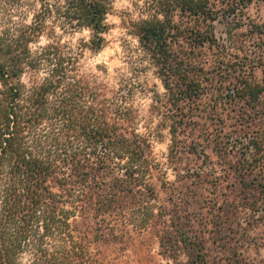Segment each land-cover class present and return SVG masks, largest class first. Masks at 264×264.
I'll return each instance as SVG.
<instances>
[{
  "label": "trees",
  "instance_id": "16d2710c",
  "mask_svg": "<svg viewBox=\"0 0 264 264\" xmlns=\"http://www.w3.org/2000/svg\"><path fill=\"white\" fill-rule=\"evenodd\" d=\"M252 2L147 0L132 22L165 89L153 100L171 152L184 136L208 159L175 181L135 129L133 82L81 71L62 42L32 46L88 29L101 50L113 0H31L29 22H0V264H114L145 233L174 264H264L248 253L264 249L252 233L264 225V20L245 15ZM231 16L227 45L214 24Z\"/></svg>",
  "mask_w": 264,
  "mask_h": 264
},
{
  "label": "rangeland",
  "instance_id": "374dc122",
  "mask_svg": "<svg viewBox=\"0 0 264 264\" xmlns=\"http://www.w3.org/2000/svg\"><path fill=\"white\" fill-rule=\"evenodd\" d=\"M146 1L113 0V7L107 15L109 29L104 35L106 43L99 51L88 47L91 34L88 29L63 31L56 28V36L53 37L44 32L38 42L32 46L36 48L38 45L43 46L49 42H62L69 45L74 54H79L81 71L97 73L113 84L122 77L123 81L133 82L135 88L133 89L132 102L137 116L134 124L135 129L150 140L153 158L162 167L167 179L175 181L179 168H184L186 165L198 166L203 159H206L205 162L208 159L184 150L182 145L184 146V141L189 140L184 136L180 137L181 141L177 143L176 152H171L173 145V135L170 132L171 122L162 111H158L153 100L157 92L163 94L165 89L154 66L144 59L138 38L132 30V22L147 15L144 11ZM244 13L253 19L264 20V0H253L244 9ZM32 14L31 0H0V22L21 24L29 22ZM236 17H222L215 22V33L220 42L227 45L234 44ZM207 154L210 160L216 159L210 149L207 150ZM156 175L160 176L158 173ZM156 177L155 181L160 185ZM207 188L212 190L210 185ZM228 190L226 185L221 186V192ZM160 197L161 199L167 197L163 189H160ZM252 233L264 235V225L254 229ZM257 242L262 243L260 240ZM255 247L248 249V253L254 258L264 257V249H259L258 253L255 251ZM159 252L156 236L152 233H145L143 236L137 237L134 247L120 252V258L114 264H174L172 260L163 257Z\"/></svg>",
  "mask_w": 264,
  "mask_h": 264
}]
</instances>
